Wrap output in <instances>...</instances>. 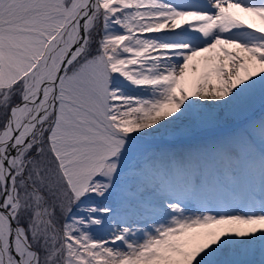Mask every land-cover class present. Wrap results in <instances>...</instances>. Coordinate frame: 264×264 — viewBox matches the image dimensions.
Listing matches in <instances>:
<instances>
[{
	"label": "snow or ice",
	"instance_id": "6c2138e0",
	"mask_svg": "<svg viewBox=\"0 0 264 264\" xmlns=\"http://www.w3.org/2000/svg\"><path fill=\"white\" fill-rule=\"evenodd\" d=\"M257 249L264 0H0V264Z\"/></svg>",
	"mask_w": 264,
	"mask_h": 264
},
{
	"label": "bare ground",
	"instance_id": "6f19581e",
	"mask_svg": "<svg viewBox=\"0 0 264 264\" xmlns=\"http://www.w3.org/2000/svg\"><path fill=\"white\" fill-rule=\"evenodd\" d=\"M256 108H257V110L260 108L259 99L256 100ZM190 207L193 211H195L198 206L193 204V206H190ZM226 258L244 260V261L250 262V264H260L261 259L264 257H262L261 252L257 249V250H253L247 254L242 253V252L235 253V254L228 256Z\"/></svg>",
	"mask_w": 264,
	"mask_h": 264
},
{
	"label": "rangeland",
	"instance_id": "374dc122",
	"mask_svg": "<svg viewBox=\"0 0 264 264\" xmlns=\"http://www.w3.org/2000/svg\"><path fill=\"white\" fill-rule=\"evenodd\" d=\"M258 112H260V110H258L256 114H258Z\"/></svg>",
	"mask_w": 264,
	"mask_h": 264
}]
</instances>
